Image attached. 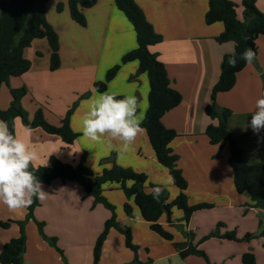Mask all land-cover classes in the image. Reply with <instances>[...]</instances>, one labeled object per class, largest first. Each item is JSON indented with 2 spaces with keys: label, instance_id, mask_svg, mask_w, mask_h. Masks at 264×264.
I'll use <instances>...</instances> for the list:
<instances>
[{
  "label": "crops",
  "instance_id": "obj_1",
  "mask_svg": "<svg viewBox=\"0 0 264 264\" xmlns=\"http://www.w3.org/2000/svg\"><path fill=\"white\" fill-rule=\"evenodd\" d=\"M134 1L142 9L153 31L161 37V42L149 46L148 50L157 55L166 70L170 87L181 95L179 105L165 113L161 123L177 135L169 147L177 156V167L186 180L184 193L188 204H208L211 207L193 212L187 223L182 220L181 210L169 207V215L163 213L159 218L161 227L172 236V240L167 241L150 230L149 224L141 219L132 198L126 199L118 184L103 185V196L114 206L119 226L130 230L132 243L138 247L136 258L141 263L207 264L198 256L179 257L173 243L184 242L181 231H186L192 235V245L205 254L210 264H242L241 257L245 253L253 255L255 264H264V240L260 236L264 227V208L253 207L246 192L235 191L227 162V146L219 148L211 145L205 135L206 127L216 123L206 115L205 107L210 103L211 89L218 80L221 60L234 48V44L216 42L215 38L223 31L220 22L205 24L208 0ZM229 1L236 5V17L242 21V0ZM56 2L61 5L60 15L54 14L52 20L47 16V10L53 8V0L46 2L44 14L58 36V69L49 70L50 49L46 40L34 39L22 53L23 58L30 62L28 71L21 76L10 77L4 83L5 87H2L3 84L0 86V110L7 109L11 89L25 88L26 94L20 104L27 119L31 120L40 101L34 93L46 89L45 84L55 83L57 76L60 82L81 81L92 68L94 74L85 85L89 94L87 97L73 101L66 98L52 106L46 104L45 108L41 107L45 121L59 126L74 104L69 127L77 137L72 144L65 145L59 137L38 128L25 133L26 128L20 120H14L16 132L20 136L28 134L25 136L38 144L39 158L35 167H45L50 156L71 166L77 165L83 156L84 165L93 173L109 168L114 162L145 175L144 191L150 193L157 187L161 188L167 197L166 205H169L179 189L172 183L167 169L156 161L145 132L127 151H118L120 145L116 142L111 147L107 143L92 142L80 131L88 102L97 96L93 83L103 80L106 71L136 46L131 24L117 10L114 0H97L92 7L83 9L86 28L71 20L67 0ZM255 6L264 14V0H255ZM254 52L255 59L236 74L234 86L215 97L218 107L230 111L227 128L247 165L264 162V139H261L264 138V130L257 135L247 126L264 83V36L255 40ZM136 71V61L122 64L107 83L106 91L122 97L135 95L139 101L138 115L142 120L149 87L146 75H136ZM112 154L114 157L111 160ZM107 158L109 160L105 161ZM42 185L48 196L43 201L38 200V206L33 209V219L26 222L22 264H91L94 241L104 222L110 218V212L101 204H95L93 198L86 196L75 182L62 183L54 179ZM125 203L131 207L130 215L124 212ZM26 211L27 208L11 212L0 204V223L21 221ZM34 221L43 223V233L47 237L56 238L61 254L38 235ZM218 224L221 225L219 228ZM215 231L219 235L231 232L236 240L209 238L202 241ZM18 235L19 227L15 223L8 228L0 227V250ZM245 235L251 238L244 240ZM133 259L134 254L125 247L123 236L115 229H109L98 264H131Z\"/></svg>",
  "mask_w": 264,
  "mask_h": 264
},
{
  "label": "trees",
  "instance_id": "obj_2",
  "mask_svg": "<svg viewBox=\"0 0 264 264\" xmlns=\"http://www.w3.org/2000/svg\"><path fill=\"white\" fill-rule=\"evenodd\" d=\"M49 0H0V86L7 83L10 77H18L28 71L30 62L23 58V50L27 48L34 39H45L49 49V70L55 71L60 64L59 42L57 33L46 21L44 5ZM97 0H67L69 16L73 22L81 27L86 26L82 10L92 7ZM115 7L131 24L136 46L126 52L120 62L109 68L103 80L93 83V89L105 92L107 83L114 78L120 66L127 62L136 61V75L145 74L148 82L147 108L142 119V127L145 129L149 144L154 152L156 161L167 169L174 186L179 189L176 198L168 205L174 206L183 213V222L187 223L191 214L195 211L210 208L208 204L189 205L184 191L187 188L181 170L177 167V156L169 147L171 141L177 136L175 131L167 129L161 123V117L179 105L181 95L169 85V79L163 64L158 60L155 53L148 50L149 46L161 42V37L156 34L151 25L146 21L142 9L134 0H114ZM242 21L238 20L235 14L236 5L229 0H208V8L204 15V22L207 25L220 22L223 25L222 33L215 38L218 43L232 42L236 53L244 52L245 49L255 50V40L258 36H264V14L255 6V0H242ZM61 9V6L57 7ZM246 62L238 59L235 68L228 65V54L224 55L220 67L217 82L211 89L210 103L205 107L206 115L215 120V124H209L205 129V135L211 145L221 148L227 146V162L232 171L233 186L237 193L246 192L249 195L252 206L264 208V162L247 165L242 158L241 152L235 141L232 139L228 128L227 119L230 111L220 108L215 103L218 93L229 91L235 84V77ZM133 78V77H132ZM261 91H264V83ZM10 103L5 110H0V120L8 122L10 129L14 127V120L18 118L25 128L40 129L46 134L60 138L65 145H70L77 135L69 127V116L72 108L66 112L59 126L48 124L40 108L36 109L33 118L27 119L22 109L20 100L26 94L25 88L11 89ZM123 98L122 96H117ZM114 154L111 155V160ZM109 160L108 158L105 161ZM36 176L42 184H49L52 180L58 179L62 183L75 182L84 191L86 196L92 197L95 204H101L110 212V218L103 224V228L96 238L91 264H98L101 247L109 229L118 231L124 238V245L134 254L131 264H144L137 260L136 252L138 247L132 243L130 230L121 227L116 221L115 208L103 196V185L106 183L118 184L126 199L132 198L133 204L139 211L142 220L149 224L150 230L167 241L172 236L159 224L162 216L163 206L166 205V194L162 191L159 199L144 191L146 177L136 173L130 168H122L112 162L109 168H103L99 173H93L83 163V156L77 165L71 166L62 163L57 158L50 156L47 166L34 167ZM151 188H155L150 185ZM154 190V189H153ZM38 206V199L27 207L25 217L21 221L1 222V228H8L15 223L19 227L17 238L6 242L0 250V264H22L25 251V223L33 219V209ZM126 215L131 214V207L127 203L123 206ZM38 235L46 241L49 246L59 254L61 250L56 246L55 238L47 237L43 233V223L34 221ZM221 225L218 224L217 228ZM185 241L173 243L181 259L193 255L203 258L207 264L205 254L192 245V235L189 232L181 231ZM264 240V227L260 233ZM209 238H220L236 240L233 233L219 235L217 231L205 236L202 241ZM245 235L244 240L250 239ZM242 264H255L252 254L245 253L241 257Z\"/></svg>",
  "mask_w": 264,
  "mask_h": 264
},
{
  "label": "clouds",
  "instance_id": "obj_3",
  "mask_svg": "<svg viewBox=\"0 0 264 264\" xmlns=\"http://www.w3.org/2000/svg\"><path fill=\"white\" fill-rule=\"evenodd\" d=\"M255 57L256 53L251 48L245 49L239 56L233 48L228 53V65L235 68L238 59L251 64ZM93 91L97 96L88 102L82 117L81 133L92 142L107 143L109 147L116 142L120 145L118 151H127L145 132L138 115V98L135 95L118 98L107 91ZM247 126L257 135L264 130V91L255 101ZM25 131L30 133L31 129L26 128ZM38 158L35 146L22 139L15 127L10 129L7 121L0 120V204L9 211L30 207L34 198L41 201L47 198L48 193L33 170ZM151 194L158 200L162 189L157 187Z\"/></svg>",
  "mask_w": 264,
  "mask_h": 264
},
{
  "label": "rangeland",
  "instance_id": "obj_4",
  "mask_svg": "<svg viewBox=\"0 0 264 264\" xmlns=\"http://www.w3.org/2000/svg\"><path fill=\"white\" fill-rule=\"evenodd\" d=\"M53 1H54V4H53L52 10L51 11L47 10V16L51 20H52V18L55 17L54 14H56V16H58V15H60V11H61V9L57 10L58 5H60V4H58L56 2V0H53ZM45 5H44V9L46 7ZM87 74H88V76L86 78H83L81 81L76 79L75 81L64 80L65 82H60L59 81L60 78H58V76L56 78L57 81L55 80V83L48 81V83H53V84L52 85L51 84H49V85L45 84L46 89L34 93V97L36 99L40 100L37 104L39 106L38 108H40L43 112L42 108H45L46 104H48V105L51 104V106H52L58 100H64V99L68 98L70 101H73L76 98L80 99L81 97H83V98L87 97L89 94H88V91H86V89H85L86 88L85 85H86V83L90 82V78H91L92 74H94V70L92 68H90L88 70ZM2 87H5V85L3 84ZM2 89H4V88H2ZM84 91H85V93H84ZM72 106H71V108H72ZM25 133H27V132H25ZM25 135H28V134H22L21 138L24 139L26 142H28L30 145H34L35 148H38V144L34 143L30 138H27L28 136H25ZM25 225H26V223H25ZM25 225H24V232H26L25 231ZM35 226H36V224H35ZM36 230H37V227H36ZM25 237H26V233H25ZM55 240H56V238H55ZM95 241H96V239H95ZM95 241H94V244H95ZM94 244H93V247H94ZM56 246L58 247L57 240H56ZM93 247H92V251H93ZM91 262H92V260H91Z\"/></svg>",
  "mask_w": 264,
  "mask_h": 264
},
{
  "label": "water",
  "instance_id": "obj_5",
  "mask_svg": "<svg viewBox=\"0 0 264 264\" xmlns=\"http://www.w3.org/2000/svg\"><path fill=\"white\" fill-rule=\"evenodd\" d=\"M163 212H164L166 215H169V207H168V205H164V206H163Z\"/></svg>",
  "mask_w": 264,
  "mask_h": 264
}]
</instances>
